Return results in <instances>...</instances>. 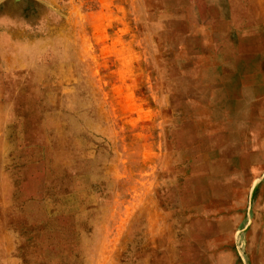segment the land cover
Masks as SVG:
<instances>
[{"label":"rangeland","instance_id":"374dc122","mask_svg":"<svg viewBox=\"0 0 264 264\" xmlns=\"http://www.w3.org/2000/svg\"><path fill=\"white\" fill-rule=\"evenodd\" d=\"M175 2L0 0V264H208L203 239L228 240L192 232L230 207L205 152L225 130L173 103Z\"/></svg>","mask_w":264,"mask_h":264},{"label":"crops","instance_id":"0c3cea01","mask_svg":"<svg viewBox=\"0 0 264 264\" xmlns=\"http://www.w3.org/2000/svg\"><path fill=\"white\" fill-rule=\"evenodd\" d=\"M158 10L162 57L170 59V73L186 75L173 81V103L194 107L192 122L223 123L225 130L212 136L214 144H207L205 152L223 155L217 167L229 187L230 207L222 221H210L206 214L192 232L202 227L209 234L225 233L228 240L203 239L201 259L264 264V3L252 19L246 4L231 0H176ZM54 228L61 233L62 227ZM238 233L245 241H238ZM237 250L246 253L241 260ZM214 256L218 263H211Z\"/></svg>","mask_w":264,"mask_h":264},{"label":"bare ground","instance_id":"6f19581e","mask_svg":"<svg viewBox=\"0 0 264 264\" xmlns=\"http://www.w3.org/2000/svg\"><path fill=\"white\" fill-rule=\"evenodd\" d=\"M17 21H18V19H17Z\"/></svg>","mask_w":264,"mask_h":264}]
</instances>
